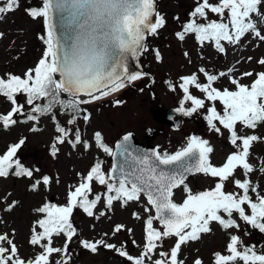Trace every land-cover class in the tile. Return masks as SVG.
Here are the masks:
<instances>
[{
    "label": "snow or ice",
    "instance_id": "snow-or-ice-1",
    "mask_svg": "<svg viewBox=\"0 0 264 264\" xmlns=\"http://www.w3.org/2000/svg\"><path fill=\"white\" fill-rule=\"evenodd\" d=\"M18 6V0H0V15L14 11ZM262 8L264 0H218L216 3L201 0L191 12L193 19L186 22L176 36L183 41L187 34L193 33L201 44L214 42L221 53L225 52L222 41L238 45L247 34L264 42ZM27 11L33 18L44 19L47 28L44 39L46 50L37 65L29 69L23 78L11 73L7 74V78L0 77V95L13 105L7 114H0V123L5 129L17 124L14 115L23 114L25 123L38 121L41 116L49 114L55 120L56 109L69 115L68 125H75L81 119L89 121L90 113L84 105L119 91L126 86V82L147 75L131 72L129 58H137L146 48V35L156 34L165 24L164 17L156 10V0H42L41 7ZM209 12L217 14L220 19H209ZM195 18H203L204 22H198ZM156 58L160 59L158 51ZM258 62L264 65V58ZM199 71L206 77V82H200L195 73L180 77L182 83L179 88L183 97L176 111L191 116L197 110L204 109L206 101L211 102L205 116L209 128L220 133L221 128L216 123L219 122L228 130L230 143L235 149L221 165L211 163L213 148L209 146V141L195 135L190 136L186 145L174 153L156 149L141 152L129 143L133 135L129 132L123 137L124 143H118L114 152L104 142L102 133L96 131L94 140L103 152L110 156L119 153L123 157L112 166L111 173L115 175L106 174L102 162L97 161L74 190H69L66 204L46 203L36 209L44 214V218L35 222L40 231L34 226L29 241L42 249L34 258H21L16 244L8 235H0V264H52L50 257L54 253L66 257L55 264H67L71 259L68 242L77 233L71 220L73 210L80 208L91 217L94 215L93 209L101 201L100 194L89 199L93 181L106 187L105 204L108 208L112 207L114 201H120L124 206L144 196L155 209V216L149 215L145 221V244L140 255L132 256L123 245L117 247L104 238L94 242L81 240L83 248L93 253L98 246H103L115 250L132 264H184L183 260L178 259L181 246L199 239L202 233H208L211 222H217L225 230L239 228L234 214L264 233V195L248 178L254 171V166L249 162L250 149L253 142L261 138L241 135L237 128L239 124L255 129L258 124L264 123V71L256 73V78L247 85L231 76L233 69L218 74H210L204 68ZM241 75L252 77L253 73L244 72ZM225 76L235 86L234 90H221L214 86L218 79ZM190 86L198 89L204 98L193 95ZM169 87L173 91L176 89L172 84ZM17 94L26 95L27 105L31 106L27 113L24 106L17 103ZM186 101L191 102V107L184 106ZM217 101L223 106L222 112L217 110ZM115 103L120 104L121 101ZM37 130L33 126L32 131ZM56 131L58 135L51 147L53 157L59 152L58 145L66 141L73 147L81 143L86 148L89 146L87 141H82L79 128L73 133L72 129L57 123ZM70 134L74 138H70ZM24 143L25 139L21 138L0 155V177L9 174L33 177L34 171L39 172V169L25 167L17 158V152ZM237 170L243 171L244 179L235 177ZM260 171L264 172V164ZM194 172L218 178V182L210 190L193 192L185 180L188 174ZM229 180L240 191H226L225 183ZM50 181L51 177L44 175L31 188L36 190L41 183L48 185ZM181 186L186 197L182 203H176L173 200L174 189ZM250 192L256 193L255 199ZM12 206L9 205V209ZM145 211L150 209L145 208ZM154 221L163 226L162 231L153 226ZM124 227L116 224L113 235ZM61 235L66 237L63 246L54 247V237ZM168 237L176 238L174 246L170 251L160 252L161 258L153 260L152 254L159 247L158 242ZM4 242L8 247L4 246ZM227 250L228 254H214L215 264H264V251H257L254 245H244L238 235L230 236ZM193 264H202V261L197 258Z\"/></svg>",
    "mask_w": 264,
    "mask_h": 264
},
{
    "label": "rangeland",
    "instance_id": "rangeland-1",
    "mask_svg": "<svg viewBox=\"0 0 264 264\" xmlns=\"http://www.w3.org/2000/svg\"><path fill=\"white\" fill-rule=\"evenodd\" d=\"M198 2L201 0H156V10L164 17L165 24L156 34L146 35V48L142 52L140 64L147 75L134 81L124 93L115 92L84 105L90 113V119L87 122L79 120L78 128L82 141H87L89 145L87 148L83 143L73 147L66 141L58 145L59 152L53 157L51 147L57 132L51 119L46 116L40 117L35 122H17L7 129L0 123V155L7 151L10 144L24 138L25 143L18 150L17 158L25 167L39 169V172L34 171L33 177H17L12 174L0 177V235H8L16 244L21 258L26 260L34 258L42 250L39 246L29 243L33 227L36 226V230L40 231L35 223L38 216L37 208L46 203L66 204L69 190H74L82 181L98 156L101 155L99 161L102 160V169L105 172L110 170L109 154L103 152L94 140L96 131L102 133L104 142L111 148L121 135L133 132L137 142L141 141L145 145L156 144L167 152L185 146L190 136L203 137L213 144V159L216 163L226 160L235 150L228 139V130L219 122L216 123L221 128L220 133L209 128L205 116L207 106H211V102L206 101V107L197 110L191 116L181 113L183 124L179 129L169 127L171 130H168L166 126L161 125L162 122L165 123L160 121L159 114L162 111L180 107L179 102L183 97V92L179 88V84L182 83L180 77L195 73L200 82H206V77L199 71L200 68H204L210 74L227 73L229 69H233L231 76L247 85L251 84L254 77H243L242 73L251 71L255 75L256 72L264 71V65L258 62L259 59L264 58V42L251 34L243 37L238 45L229 43L224 45L223 54L211 51V47L206 46V41L201 44L193 33L187 34L183 41L176 36L177 32L182 31L183 25L193 19L191 12ZM210 2L216 3L218 0H210ZM18 4L16 10L0 15V33L3 34L0 36V77L4 78H7L9 73L23 75L29 69H33L46 50V44L41 40V33L44 30L47 32L44 19L33 18L27 11L30 8L41 7L42 0H18ZM261 11H264V8ZM195 19L204 22L203 18ZM209 19H220V17L209 12ZM261 31L264 33V25H261ZM226 42L222 41V44ZM157 51L160 54L159 60L156 58ZM248 57L252 59L249 60ZM169 84L176 86L175 91L169 87ZM214 86L221 90L223 88L234 90L227 76L218 79ZM190 91L193 95L204 98L194 86H190ZM117 100L121 103L116 104ZM215 103L217 110L222 112L223 106L218 101ZM12 106L6 97L0 95V114H7ZM184 106L191 107V102L186 101ZM157 115L159 117H156ZM13 118L16 119L15 115ZM62 121L65 123L66 119ZM33 126L38 130L32 131ZM161 128L163 132L153 137L148 132L151 129ZM237 128L239 134H242L244 126L238 124ZM71 129L73 132L74 127L71 126ZM257 136L261 141L253 142L250 149L249 162L254 166V171L248 178L258 186L257 190L260 194L264 195V172L260 171L261 165L264 164V123L257 128ZM70 138L74 136L70 134ZM255 153L260 156L258 160L254 157ZM44 175L51 177L50 183L48 185L41 183L36 190H33L31 185ZM235 177L241 180L245 178L242 170H237ZM216 182L218 178L199 174L190 178L188 187L193 192H199L210 190ZM225 190L240 191L232 180L225 183ZM105 193L106 187L93 181L89 199H94L96 194L101 195V201L93 209L94 215L90 217L80 208L73 210L71 220L73 226L78 229V234L68 242L71 259L67 264H132L115 250L103 246H98V250L93 253L83 248L81 240L94 242L104 238L117 247L123 245L132 256L141 254L145 244V221L149 215L154 216L152 207L147 199L141 196L139 201H131L124 206L120 201H114L112 207L108 208L105 204ZM255 196L256 193H252V197ZM185 197L184 190L174 192L173 195L176 203H181ZM9 205H13L11 209ZM145 208H149L150 211H145ZM234 218L240 225L239 228L224 231L217 222H211L209 225L211 230L208 233H202L199 239L181 246L178 259L183 260L184 264H193L197 258L202 264H215V253L228 254L227 244L233 234L238 235L244 245H254L257 251H264V233L260 232L257 237H252L246 231L247 229L252 231V227L238 215ZM116 224L125 227L113 235ZM153 226L162 231L158 221H154ZM65 239L63 235L54 237L53 246L62 247ZM175 240V237H168L158 242L159 247L152 254V259L161 258L160 252L170 251ZM4 246L8 247L6 242ZM62 258L66 259L64 254L54 253L50 260L55 264Z\"/></svg>",
    "mask_w": 264,
    "mask_h": 264
},
{
    "label": "water",
    "instance_id": "water-1",
    "mask_svg": "<svg viewBox=\"0 0 264 264\" xmlns=\"http://www.w3.org/2000/svg\"><path fill=\"white\" fill-rule=\"evenodd\" d=\"M145 42H146V39H145ZM141 58H142V53L137 58H129L128 66H129V70L131 72H141V73H144V72H142V69L140 67V60H141ZM143 76H145V75H142L141 77H143ZM127 83H129V82H126V84ZM110 95H108V96H110ZM108 96H105V97H108ZM84 98L87 99V97H84ZM160 115L163 117V121L164 122H167L173 129H179L182 126V124H183V119L181 117V112H177L176 111V108H168V109H165L164 111H162L160 113ZM148 132H150L151 133V137H153L154 135H156L159 132H161V129H151ZM127 133H129V132H127ZM127 133L121 135L118 139H116V141L114 143V149H113L114 152L117 151L116 146H117L118 143H124L123 137ZM131 133L133 135H132V139L129 141V143H131L139 151H141V152L151 151L152 149L158 150V147L156 145H151V144L145 145L142 142H137L134 133L133 132H131ZM112 158H113V164L116 163L118 160H123V157L120 156L119 153H117L116 156H112ZM113 164H112V166H113ZM112 166H111L110 170L106 174L115 175V174L111 173ZM199 174H202V173H195L194 172V173L188 174L185 181H187L188 179H190V178H192V177H194L196 175H199ZM153 211H154V216H155V209L154 208H153ZM160 226H161V228L163 230V226L162 225H160ZM76 230H77V233L76 234H78V229L76 228Z\"/></svg>",
    "mask_w": 264,
    "mask_h": 264
},
{
    "label": "flooded vegetation",
    "instance_id": "flooded-vegetation-1",
    "mask_svg": "<svg viewBox=\"0 0 264 264\" xmlns=\"http://www.w3.org/2000/svg\"><path fill=\"white\" fill-rule=\"evenodd\" d=\"M214 45V42H212V41H206V46H210L211 47V51H213V52H215L216 54H223V53H221V52H219L217 49H216V47H215V45H214V47H212ZM223 45H228V42H226L225 44H223ZM140 67H141V64H140ZM141 69H142V67H141ZM143 70H144V68H143ZM143 70H142V72H143ZM251 72V71H250ZM260 72V71H259ZM256 73H258V72H256ZM253 77H254V79L256 78L255 77V75L253 74ZM252 77V78H253ZM134 81H131V82H129V83H127L126 84V86L124 87V88H122V89H120L119 91H117L116 93H119V94H121V93H124L128 88H129V86L130 85H132V83H133ZM234 85H233V89H234ZM202 113H204V112H202ZM159 116H160V121H163V117L159 114ZM158 115L156 116V117H159ZM155 116H154V118H156ZM263 123H260V124H258L257 125V127L255 128V129H249V128H246V127H244L243 128V133L241 134V135H256L257 136V128L260 126V125H262ZM162 126H166L165 128L166 129H168V130H171L169 127H171L170 125H168L167 124V122H165V123H163L162 122V124H161ZM163 132V129L161 128V132L160 133H162ZM162 135V134H161ZM229 135L230 134H228V137H229ZM200 138H202L203 139V137H200ZM229 139V138H228ZM168 140V139H167ZM230 140V139H229ZM138 141V140H137ZM257 141H261V140H257ZM139 142H141V141H139ZM152 145H154V144H152ZM156 145V144H155ZM157 147H158V150L160 151V152H165L164 150H163V148H161L159 145H156ZM209 146H211L212 148H213V144L211 143V142H209ZM112 148L114 149V144L112 145ZM177 151V150H176ZM167 152V151H166ZM175 151H168V153H174ZM213 154H214V148H213V152L210 154V161H211V163H213L214 165H216V166H219V165H221L225 160H223L222 162H220V163H216L215 162V160L213 159ZM261 154H262V152H261ZM101 156V155H100ZM100 156H98L97 157V159L96 160H94V162H93V165L97 162V161H99L100 160ZM254 157H255V159L256 160H258V158H260V156L257 154V153H255L254 154ZM102 161V160H101ZM109 161H110V167L112 166V164H113V158H112V156H110L109 155ZM109 167V168H110ZM108 170V169H107ZM105 173H107V171L105 172ZM244 179V178H243ZM190 180V179H189ZM189 180L187 181V182H185L188 186H189ZM191 180H193V179H191ZM184 189H183V186H181V187H179V188H177L174 192H178V191H183ZM183 201H181V203H182ZM235 215L236 214H234V217H235Z\"/></svg>",
    "mask_w": 264,
    "mask_h": 264
},
{
    "label": "trees",
    "instance_id": "trees-1",
    "mask_svg": "<svg viewBox=\"0 0 264 264\" xmlns=\"http://www.w3.org/2000/svg\"><path fill=\"white\" fill-rule=\"evenodd\" d=\"M42 36H41V40L44 42V39H46V36H47V32L44 30V32L41 33ZM18 76H21L22 78L24 77V74L23 75H18ZM17 103L20 104V105H23L24 106V112L27 113L31 106L27 105V102H26V95L25 94H17ZM85 107V106H83ZM55 111V116H56V119L53 120L52 116L49 114V115H43V116H46V117H49L51 119V122L54 124V129L56 131V126H57V123H59L61 126H64V127H67V128H70L71 129V126L74 127V131L76 128H78V121L75 125H68L67 124V121L68 119L70 118L69 115L65 114L64 112H61L59 109H56L54 110ZM89 113V112H88ZM41 116V117H43ZM15 118L17 119V121L19 123H23L24 119H25V116L23 114H20V115H15ZM62 119H66V122L63 123ZM29 122V121H28ZM25 123V122H24ZM73 131V133H74ZM57 132V131H56ZM58 135V133L56 134ZM56 137V136H55ZM250 195L252 196V192H250ZM253 199H255L253 197ZM43 206V205H42ZM41 206V207H42ZM40 208V207H39ZM38 209V208H37ZM38 213V212H37ZM44 218V214L42 213H38V216L36 217V220H39V219H42ZM38 226V225H37ZM218 226L220 227V229L226 231L225 229H223L219 224ZM253 229V230H252ZM251 230L252 231H248V229L246 230L247 231V234L249 233L250 236L252 237H257L259 234H260V231L258 229H255V228H252Z\"/></svg>",
    "mask_w": 264,
    "mask_h": 264
}]
</instances>
